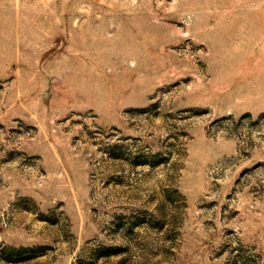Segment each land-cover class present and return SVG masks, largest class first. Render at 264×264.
Here are the masks:
<instances>
[{
  "label": "rangeland",
  "instance_id": "1",
  "mask_svg": "<svg viewBox=\"0 0 264 264\" xmlns=\"http://www.w3.org/2000/svg\"><path fill=\"white\" fill-rule=\"evenodd\" d=\"M0 264H264V0H0Z\"/></svg>",
  "mask_w": 264,
  "mask_h": 264
}]
</instances>
